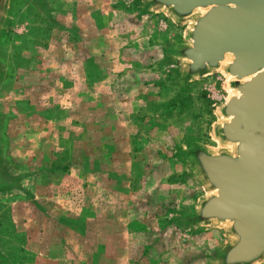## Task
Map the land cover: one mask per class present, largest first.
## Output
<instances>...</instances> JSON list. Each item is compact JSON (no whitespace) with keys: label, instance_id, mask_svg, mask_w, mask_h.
Returning <instances> with one entry per match:
<instances>
[{"label":"rangeland","instance_id":"rangeland-1","mask_svg":"<svg viewBox=\"0 0 264 264\" xmlns=\"http://www.w3.org/2000/svg\"><path fill=\"white\" fill-rule=\"evenodd\" d=\"M140 0H14L0 41V153L22 188L0 196V264H214L227 238L185 229L204 196L175 157L216 148L213 73L183 90L162 55L186 25Z\"/></svg>","mask_w":264,"mask_h":264},{"label":"water","instance_id":"water-1","mask_svg":"<svg viewBox=\"0 0 264 264\" xmlns=\"http://www.w3.org/2000/svg\"><path fill=\"white\" fill-rule=\"evenodd\" d=\"M30 1L51 18L50 0ZM13 3L0 0V41ZM139 12L186 25L184 40L162 49L180 64L175 86L186 90L213 73L226 79L211 131L217 147L189 139L175 154L204 190L180 213L181 224L223 232L227 242L211 253L214 264H264V0H140ZM5 75L0 66V81ZM21 188L0 153V196Z\"/></svg>","mask_w":264,"mask_h":264}]
</instances>
